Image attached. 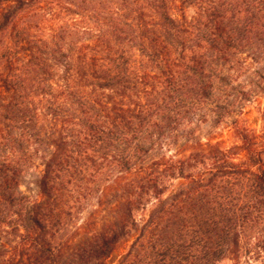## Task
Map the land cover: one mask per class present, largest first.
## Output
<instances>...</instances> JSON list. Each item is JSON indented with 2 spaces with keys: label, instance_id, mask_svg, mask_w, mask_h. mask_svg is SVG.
Masks as SVG:
<instances>
[{
  "label": "trees",
  "instance_id": "trees-1",
  "mask_svg": "<svg viewBox=\"0 0 264 264\" xmlns=\"http://www.w3.org/2000/svg\"><path fill=\"white\" fill-rule=\"evenodd\" d=\"M249 49L264 56V0H0V232L18 239L0 264H106L131 237L121 264L239 259L264 227V111L259 132L234 122L231 147L146 161L211 99L210 67ZM101 193L113 218L65 240Z\"/></svg>",
  "mask_w": 264,
  "mask_h": 264
},
{
  "label": "rangeland",
  "instance_id": "rangeland-1",
  "mask_svg": "<svg viewBox=\"0 0 264 264\" xmlns=\"http://www.w3.org/2000/svg\"><path fill=\"white\" fill-rule=\"evenodd\" d=\"M174 13L177 16L184 14L187 20L197 15L194 8H186L182 13L176 8ZM78 20H82L78 27L84 30H90L96 25L93 18L88 16H79ZM210 72L214 85L211 99L190 121L185 122L177 133V140L167 139L160 145L156 144L146 161L147 164L163 156L187 154L197 142L204 145L222 142L231 147L235 141L234 122L258 132L262 129L264 56L249 49L230 64L214 63ZM55 73L56 82L63 84V69L56 67ZM43 171V161L36 160L21 184V193L30 198L28 215L33 213L36 203L44 200L39 188ZM115 204L111 199L104 198L103 193L99 194L86 205L63 238L78 241L86 238L95 228H100L106 220L113 218ZM134 241L135 237L126 240L106 264H121ZM17 242L12 228L7 227L0 232V254L8 252ZM243 247L239 259L230 255L225 264H264V227L250 233V239L244 242Z\"/></svg>",
  "mask_w": 264,
  "mask_h": 264
}]
</instances>
